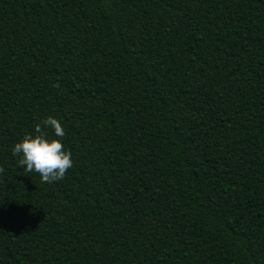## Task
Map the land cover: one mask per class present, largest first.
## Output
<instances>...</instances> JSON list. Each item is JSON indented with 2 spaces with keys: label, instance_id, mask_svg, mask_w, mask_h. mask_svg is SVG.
I'll list each match as a JSON object with an SVG mask.
<instances>
[{
  "label": "trees",
  "instance_id": "trees-1",
  "mask_svg": "<svg viewBox=\"0 0 264 264\" xmlns=\"http://www.w3.org/2000/svg\"><path fill=\"white\" fill-rule=\"evenodd\" d=\"M0 167V264H264V0H0Z\"/></svg>",
  "mask_w": 264,
  "mask_h": 264
},
{
  "label": "clouds",
  "instance_id": "clouds-1",
  "mask_svg": "<svg viewBox=\"0 0 264 264\" xmlns=\"http://www.w3.org/2000/svg\"><path fill=\"white\" fill-rule=\"evenodd\" d=\"M49 127L54 130L56 137H64L65 130L61 123L49 116L35 125V135L26 134L12 149L13 156L21 157L18 166L23 167L26 172L39 174L41 183L48 184L63 180L67 171L73 167L72 154L64 149L60 139L47 138L45 129ZM4 171L0 167V173Z\"/></svg>",
  "mask_w": 264,
  "mask_h": 264
}]
</instances>
